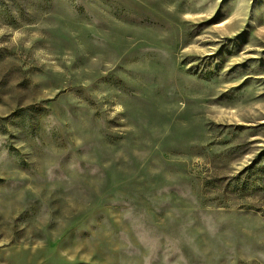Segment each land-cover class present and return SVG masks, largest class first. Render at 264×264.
Instances as JSON below:
<instances>
[{
	"label": "rangeland",
	"instance_id": "1",
	"mask_svg": "<svg viewBox=\"0 0 264 264\" xmlns=\"http://www.w3.org/2000/svg\"><path fill=\"white\" fill-rule=\"evenodd\" d=\"M0 264H264V0H0Z\"/></svg>",
	"mask_w": 264,
	"mask_h": 264
}]
</instances>
